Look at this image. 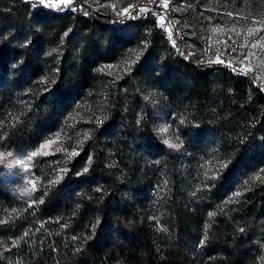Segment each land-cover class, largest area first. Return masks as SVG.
Listing matches in <instances>:
<instances>
[{"label": "trees", "instance_id": "trees-1", "mask_svg": "<svg viewBox=\"0 0 264 264\" xmlns=\"http://www.w3.org/2000/svg\"><path fill=\"white\" fill-rule=\"evenodd\" d=\"M120 60V74H99ZM158 111L182 119L179 150L158 133ZM52 137L30 194L0 175V264H264V93L175 54L151 17L0 0V149Z\"/></svg>", "mask_w": 264, "mask_h": 264}, {"label": "rangeland", "instance_id": "rangeland-1", "mask_svg": "<svg viewBox=\"0 0 264 264\" xmlns=\"http://www.w3.org/2000/svg\"><path fill=\"white\" fill-rule=\"evenodd\" d=\"M28 1L25 2L28 3ZM36 1L40 2L41 0ZM74 1L87 3L93 12L110 17L112 20L122 21L131 17L136 10H144L146 4L151 0H57L56 3L63 2L67 4ZM159 1L163 5L167 4L166 15L169 16V20L174 26L175 23L173 21L177 20L180 23L187 42L202 56L208 54V48L205 49L208 45L205 47L204 43L207 33H212L216 38L231 33L238 44L244 46V51L231 53L228 49L221 48L220 52L224 56V60L237 65L239 68H244V66L239 64V58L246 56L248 61L245 66L247 72H249L254 80L264 85V0H208L206 6H202L200 11L193 8V0ZM215 7L217 8L215 9ZM187 10H191L192 13L197 11L194 21L200 23L199 31L195 32L193 28L188 26ZM230 13L231 15H229ZM164 19V15L159 17L160 21H164ZM233 43H235L234 40ZM125 66L126 61L120 60L102 64L98 67V71L100 75L110 77L120 74L125 69ZM246 76L248 75L246 74ZM94 95L95 99L93 103L100 106L103 103L101 88H98V91ZM77 117L79 118V115L70 118L73 119L71 123ZM181 122L182 119L177 118L175 113L167 118V116L162 115L158 111L155 126L163 141L168 139L170 143L182 145L184 130H182ZM164 129H167V131H164ZM54 136H57V134H54ZM56 145L57 139L52 137L36 149L27 152H14L0 149L1 177L10 183V187H18L15 185L14 180L24 178L23 185L19 186L21 188L20 193H24L26 189L30 190L35 186L33 178L28 174L32 161L37 157L51 154L56 150ZM180 148L181 146L174 149L179 150ZM33 152L35 155L29 159L28 154ZM8 153H11L12 156L9 157L7 155ZM20 157L24 159L21 163L16 164L15 160ZM9 163L12 164L11 168L7 166Z\"/></svg>", "mask_w": 264, "mask_h": 264}, {"label": "built area", "instance_id": "built-area-1", "mask_svg": "<svg viewBox=\"0 0 264 264\" xmlns=\"http://www.w3.org/2000/svg\"><path fill=\"white\" fill-rule=\"evenodd\" d=\"M28 1V0H23ZM57 0H43V3L36 0L28 1L29 6L32 8L34 5H41V6H53L55 8L59 7H73L75 8V14H78V12H85V14H88L91 9L88 7L87 3H82L78 1H74L71 3H56ZM145 9L140 11L136 10L134 14L131 17H128L124 20L131 19L134 16H144L145 14H152V19H154L157 23L158 29H167V32L169 34V39L171 40V49L172 51L180 55L184 58H187L188 60L194 61L195 63H201L205 66H214V65H222L226 66L227 68L231 69L232 71H238L239 74H247L248 77L252 78L249 72L246 70L247 65V57L241 56L239 58V64L244 66V68H239L235 64H230L228 61L224 60V56L220 52L221 47H232L235 49H241L242 44L237 43H230L229 42V35L220 37L218 40H215L214 37L211 35L208 36V54L204 57H200L198 59L195 58L194 52L191 49H185L182 45V37L181 32H179L176 28H173V23L169 20V16L166 15V8H164V5L159 0H151L149 3L146 4L144 7ZM161 15L165 16L164 21H160L159 17ZM217 59H219L221 62H216ZM254 85L256 87H259L262 92H264V85L261 83H258L256 80L252 78Z\"/></svg>", "mask_w": 264, "mask_h": 264}, {"label": "bare ground", "instance_id": "bare-ground-1", "mask_svg": "<svg viewBox=\"0 0 264 264\" xmlns=\"http://www.w3.org/2000/svg\"><path fill=\"white\" fill-rule=\"evenodd\" d=\"M39 5H34L32 8H36V7H38ZM42 7H44V6H42ZM44 8H46V9H50V10H57V11H59V12H61V13H64L65 11H71V12H75V8H73V7H59V8H53L52 6H45ZM81 15H83V16H86L87 14H85V12H79ZM140 17H142V19H144V18H146V17H151L152 18V14H145L144 16H140ZM132 19V18H131ZM127 20H129V19H127ZM173 28H176L174 25H173ZM161 31H163V33H164V35H165V38L167 39V41L169 42V44L171 45V40L169 39V34H168V32H167V29H160ZM178 30V29H177ZM179 31V30H178ZM180 32V31H179ZM181 37H182V34H181ZM229 42L230 43H233V39H232V37H230L229 36ZM182 45H183V48H185V49H188V48H186L185 46H184V44H183V42H182ZM182 57V56H181ZM184 58V57H183ZM184 60H186V61H188V59L187 58H184ZM231 64V63H230ZM213 67H222V65H214ZM224 67H226V66H224ZM227 68V67H226ZM229 69V68H228ZM231 70V69H230ZM232 71V70H231ZM234 73H238L239 74V72L238 71H233ZM242 75H244V76H246V74H242ZM264 93V92H263Z\"/></svg>", "mask_w": 264, "mask_h": 264}, {"label": "snow or ice", "instance_id": "snow-or-ice-1", "mask_svg": "<svg viewBox=\"0 0 264 264\" xmlns=\"http://www.w3.org/2000/svg\"><path fill=\"white\" fill-rule=\"evenodd\" d=\"M41 2L43 3V0H41ZM164 7L166 8V7H167V4H164ZM229 15H231V13H230ZM65 35H67V32L65 33ZM216 62L219 63V62H221V61H220L219 59H217ZM164 131H167V129H164ZM177 139H178V137H177ZM164 143L167 144L169 147H173V148H178V147L181 146L180 144L170 143V141H169L168 139H165V140H164ZM7 155H8L9 157L12 156L11 153H8ZM34 155H35L34 152H33V153H29V154H28V158L30 159V158H31L32 156H34ZM23 159H24L23 157H20V158H18V159L15 160V163H16V164H19V163H21V161H22ZM7 166H8L9 168H11V167H12V164L9 163ZM221 167H226V164H222ZM25 191L28 192L27 189H26ZM28 194H30V192H28ZM210 215H211V214H210Z\"/></svg>", "mask_w": 264, "mask_h": 264}]
</instances>
